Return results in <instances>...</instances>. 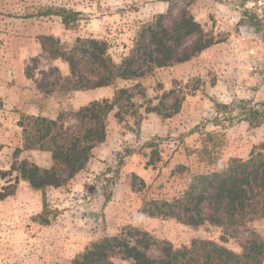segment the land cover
Returning a JSON list of instances; mask_svg holds the SVG:
<instances>
[{
  "label": "rangeland",
  "instance_id": "obj_1",
  "mask_svg": "<svg viewBox=\"0 0 264 264\" xmlns=\"http://www.w3.org/2000/svg\"><path fill=\"white\" fill-rule=\"evenodd\" d=\"M186 4L206 31L228 35L227 41L187 63L158 69L139 81L119 80L101 92L32 96L27 114L53 119L95 98L112 100L117 88L138 83L155 104L171 90L185 101L173 118L145 115L140 129L134 118L119 123L111 114L106 142L67 186L38 192L16 173L0 179V191L10 184L16 187L15 194L0 199V264H72L94 242L130 228L175 249L193 240L219 242V228L193 229L149 218L143 208L151 199L180 196L193 176L221 172L230 158L247 157L254 145L264 142V117L253 127L239 116L246 104L264 108V0L245 5L241 0H0V170H10L13 153L22 146L18 121L25 112L6 104V92L31 89L24 77L33 58H39L37 77L40 69L51 66L68 72L66 64L45 59L38 36L54 35L68 47L78 37L106 41L120 63L143 25L171 8L175 16ZM59 8L81 14L72 29H65L54 14ZM246 9L256 24L242 15ZM135 103L143 100L138 97ZM140 111L144 113V107ZM67 124L77 121L69 118ZM25 158L45 168L52 164L47 152H24ZM41 217L50 224L44 225ZM253 226L264 238V219ZM225 246L241 251L234 239ZM150 255L160 258L162 252L154 247ZM112 264L134 263L117 258Z\"/></svg>",
  "mask_w": 264,
  "mask_h": 264
},
{
  "label": "trees",
  "instance_id": "obj_2",
  "mask_svg": "<svg viewBox=\"0 0 264 264\" xmlns=\"http://www.w3.org/2000/svg\"><path fill=\"white\" fill-rule=\"evenodd\" d=\"M251 1L257 0H241V4ZM54 14L67 30L78 23L81 15L67 8L56 9ZM242 15L256 24L249 10ZM227 39L228 35L206 31L192 14L190 4H186L175 16L171 8L143 25L129 54L120 63L110 55L106 41L78 37L68 47L54 35H40L37 40L41 54L49 61L66 64L68 72L51 66L40 69L37 77L39 58H33L32 65L26 68V77L33 81L43 98L57 92L109 88L119 80L139 81L158 69L187 63ZM174 95V90L164 93L155 104L138 83L117 88L112 100L96 99L77 111L61 112L55 119L22 113L18 121L22 146L15 149L10 170H0V179L16 173L17 178L38 192L67 186L87 168L94 150L106 142L111 114L119 123H124L127 117L134 118L135 126L140 129L145 115L155 114L161 119L178 115L185 97ZM138 97L144 105L135 103ZM143 107L144 113L140 111ZM239 116L257 127L264 117V108L246 104L240 108ZM69 118L77 124L68 125ZM30 151L50 153L51 166L45 168L27 158L21 159L24 152ZM142 184L145 185L143 181ZM15 192V185L10 184L0 191V199ZM143 213L149 218L173 220L193 229L219 228L223 234L219 242L193 240L175 249L169 242H158L149 233L130 228L94 242L72 264H112L117 258L134 264H264V238L253 226L256 220L264 219V142L254 145L247 157L230 158L221 172L193 176L180 196L147 201ZM41 220L44 225L50 224L49 218L41 217ZM230 239L238 242L240 252L225 246ZM154 247L160 248V258L150 255Z\"/></svg>",
  "mask_w": 264,
  "mask_h": 264
},
{
  "label": "crops",
  "instance_id": "obj_3",
  "mask_svg": "<svg viewBox=\"0 0 264 264\" xmlns=\"http://www.w3.org/2000/svg\"><path fill=\"white\" fill-rule=\"evenodd\" d=\"M24 78H25V83L24 82L23 83L24 84H29L31 86V89L24 90L23 92L22 91H18L15 88L9 89L6 92V95L4 97V100H5V102H6L7 105L16 106L17 108L23 109V111H25L26 113H28L27 112V108H28L29 102H31L32 96H34L35 98H39L41 96V94L36 90L35 84L33 83L32 80L27 79L26 76ZM104 89L105 88H103V89H97V90H90V91H86V92L87 93L88 92H95L96 93V92H101ZM75 94H77V93L75 92ZM1 96H3V95H1ZM6 96H8V98H6ZM96 99H98V98H95L93 100H96ZM93 100H91V101H93Z\"/></svg>",
  "mask_w": 264,
  "mask_h": 264
}]
</instances>
